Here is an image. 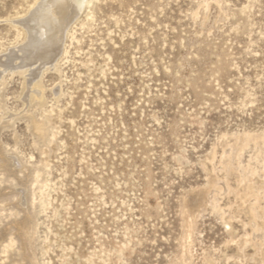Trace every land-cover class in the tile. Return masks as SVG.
Returning a JSON list of instances; mask_svg holds the SVG:
<instances>
[{"label":"rangeland","instance_id":"1","mask_svg":"<svg viewBox=\"0 0 264 264\" xmlns=\"http://www.w3.org/2000/svg\"><path fill=\"white\" fill-rule=\"evenodd\" d=\"M36 64L0 73V264H264V0H88Z\"/></svg>","mask_w":264,"mask_h":264},{"label":"bare ground","instance_id":"2","mask_svg":"<svg viewBox=\"0 0 264 264\" xmlns=\"http://www.w3.org/2000/svg\"><path fill=\"white\" fill-rule=\"evenodd\" d=\"M86 3H88V0H34L27 13L12 20L14 26H20L23 29L26 38L21 46L11 48L9 53L5 55V59H0V67L3 68L0 73L8 68L11 71V68L29 67L37 62L53 64L56 57L64 52V42L70 24L76 20L77 15L80 14ZM15 59L20 60L16 65L12 64ZM36 65L33 66L37 67ZM37 70L32 68L29 71L30 73L28 72L30 78L28 79L29 87L27 89L39 95L41 93L40 85L34 81ZM27 77L24 78L27 79ZM37 99L41 98L38 96ZM32 124L36 131L42 130V124L39 122L33 120Z\"/></svg>","mask_w":264,"mask_h":264}]
</instances>
